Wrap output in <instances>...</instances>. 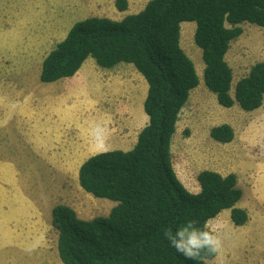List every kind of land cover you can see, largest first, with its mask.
I'll list each match as a JSON object with an SVG mask.
<instances>
[{"label": "trees", "instance_id": "1", "mask_svg": "<svg viewBox=\"0 0 264 264\" xmlns=\"http://www.w3.org/2000/svg\"><path fill=\"white\" fill-rule=\"evenodd\" d=\"M125 12L127 0H116ZM195 24L194 43L202 52L203 82L225 109L237 105L253 112L264 100V62L255 63L234 86L225 60L230 43L242 35L243 24L264 29V0H149L136 14L121 20L89 17L71 26L41 62L39 80L53 83L73 77L87 59L101 69L132 65L147 84L143 112L148 122L126 152L97 153L78 169L79 187L94 198L116 202L107 216L78 218L64 204L51 211L61 264H206L216 251L202 250L186 259L170 246L166 230L195 222L198 229L230 209L235 226L248 220L235 205L241 198L234 174L202 171L199 191L189 192L177 178L170 146L179 114L199 84L192 60L180 46V25ZM210 138L233 141L229 125L213 127Z\"/></svg>", "mask_w": 264, "mask_h": 264}, {"label": "rangeland", "instance_id": "2", "mask_svg": "<svg viewBox=\"0 0 264 264\" xmlns=\"http://www.w3.org/2000/svg\"><path fill=\"white\" fill-rule=\"evenodd\" d=\"M115 1L0 0V264H58L57 232L51 225V211L56 205L71 207L82 220L107 216L117 205L94 198L79 187V164L88 154L74 165L69 156L78 141H48L71 129H100L107 132L99 136L105 147L101 152L116 149L118 145L110 142L111 135L124 127L117 119L120 104L130 82L137 88L136 78L120 70L112 79L102 74L95 78L102 85L103 100L94 112L65 111L49 120L51 114L47 112L43 122L36 99L38 87L51 84L39 80L44 57L78 21L89 17L121 20L123 13L115 8ZM148 1L127 0V13H138ZM183 24L194 27L192 35L185 25H180V46L192 60L199 84L190 92L193 103L181 114L172 141L173 169L192 193L197 192V176L203 170L234 174L241 191L235 207L245 210L248 220L245 225L235 226L230 217L226 223L219 218L207 226L219 238L220 246L217 256L206 264H264V106L252 113L217 104L203 82L204 63L194 43L195 24ZM241 26L246 34L237 44L233 42L231 53L232 58L242 53L245 64L241 74L234 71V84L253 64L264 62V29ZM122 65L130 66L147 87L132 65ZM83 70L89 73L97 69L87 64ZM144 94L145 91L142 96L140 93L139 98ZM142 105H135L133 112L139 107L140 114L146 117ZM122 108L126 110L124 104ZM222 124L233 130L234 138L229 144H219L209 136L212 127ZM108 136L106 144L103 140ZM42 143L45 153L53 157L54 167L39 156L36 146ZM33 211L40 215L31 214Z\"/></svg>", "mask_w": 264, "mask_h": 264}, {"label": "crops", "instance_id": "3", "mask_svg": "<svg viewBox=\"0 0 264 264\" xmlns=\"http://www.w3.org/2000/svg\"><path fill=\"white\" fill-rule=\"evenodd\" d=\"M101 2H106V0H101ZM119 13L120 14L123 13L122 18H124L127 15H130V13H127V10L125 12H119ZM185 23H187V22H185ZM182 25H185L186 30H189L188 33L193 35L194 27H192L191 25L183 24V23H182ZM248 25H250V24H248ZM242 29H243V27H242ZM257 29L262 31V29L259 27H257ZM245 34H246L245 31L242 32V35L239 38H237L236 40H234V41H236V44L239 42V39H241L242 37L245 36ZM234 41H232L230 43V47H229V49L225 55V60L232 70L233 79H232L231 91H230L231 95L233 93V89H234V86L237 83V81H239L241 78L245 77L247 75L246 73H248L247 71L249 70L248 69L244 74L240 75L239 79H236L235 84L233 83L234 82V71L237 74H239V71H240V74H241V71L243 70V67L245 64L244 55L242 53L240 54V56H237V57L235 56V58H232L231 46H232ZM87 64L93 65L97 70L96 71L94 70L93 72L85 73V71L83 69L85 68V66ZM122 64H124V63H120V64L116 65L115 67H113L112 69L107 70V69H101V68L97 67L96 64H94V62H92L90 59H87L85 61V63L82 65V67L80 68V70L73 77L61 79V80H58V81L51 83V84H43L42 83L43 85H40L37 89L36 99H37V102L39 104V113L42 114V117H43V119H42L43 122L46 121L47 112H49V114H51V115H49L48 120L55 118L57 116V113L62 114L65 111L69 112V113L77 112V111H82L84 113H86L87 111H91V112L93 111L94 112L93 109L97 108L103 100L102 96L100 95L102 85H101V83L97 82L95 78H99L102 74V75H107V77L109 79H112V77H118L117 74L120 70V71H123L124 74L134 76L136 78L135 83H137V88H135V84H132V82H130L128 84L127 89H126V93H125L124 98H123V101L120 104V115H119V118H117L119 120V123H121L125 127V129H124V127L117 128L116 132H114L111 135L112 138H111L110 142L112 144H114L115 146L118 145L117 148L114 150H120L123 152L131 150L137 141V136H138L139 132L141 131V129L143 127H145V125L148 122L147 116L145 117L142 114H140L139 107L137 108L136 113L133 112V107L135 105H137L139 102H140V104H143V101L145 100L146 93H147V87L144 86V82H142L137 77V75L133 72V70H132V68H130V66H124ZM125 65H128V64H125ZM80 78H81V80H79ZM116 81L117 80L113 81L114 85H115ZM138 84H140V88L138 87ZM45 85H50V86H45ZM143 91H145V94L143 95L142 99H140L139 95L141 93V96H142ZM54 93H55V95L53 96V99H51V96ZM129 93H130V96H129ZM120 94H122V93H120ZM94 95H95V98H94ZM193 99H194V97L189 94L188 100L185 103L184 107L182 108V110L179 114L178 122L180 120L181 114L185 110L190 109V106L193 103ZM123 104L126 106V110H124L122 108ZM234 106H237V105H234ZM263 106H264V100H263L262 106L260 108H262ZM253 112H255V111H253ZM93 114L94 113H92V115ZM191 114H189V115H191ZM118 120L116 122H118ZM178 122H177V125H178ZM177 125H176V131H175V134L172 138V141L177 134ZM217 126H219V125H217ZM78 129L76 128V129L68 130L64 136L56 137V138L48 141L49 143H53L54 141H59L60 143H62V140H72V139L75 143H76V141H78V144L76 143V146L74 147L72 155L69 156V158L73 160L74 165H76V160L78 158H82L85 154H88V155L83 158L84 161L87 160L92 155H95L97 153H101V150L105 147H103L100 144L101 140H100L99 136H101L102 134L103 135L107 134V132H104V130H100V129L97 132H86V130L83 131L81 129H79V130ZM108 138H109V136L103 140L106 144L108 143ZM172 141H171V145H172ZM43 146H44V143L40 144L39 146H36L37 152L39 153V156L42 159L44 157L46 159L44 161H47L48 165H50V166L52 163L51 167H54L53 157L50 158V155L45 153ZM108 151H112V149L111 150L108 149ZM170 154H171V146H170ZM171 158H172V154H171ZM82 163L79 164V167ZM171 163H172V159H171ZM172 168H173V165H172ZM203 171H205V170H203ZM207 171H213V172H216V173H219L220 175H222L218 170H207ZM174 172H175V170H174ZM175 174H176V172H175ZM222 176H226V175H222ZM180 182L184 186V183L182 181H180ZM186 189L190 192V190L188 188H186ZM198 191H199V186L197 183V192ZM197 192H195V193H197ZM6 206H7V204L4 206V208ZM31 214L40 215L39 212L36 213L35 211H33ZM229 217H230V209L223 210L216 218L208 221V223L206 225L209 227L210 224L215 223L217 221V219H219V218L221 219V222L226 223V221L229 219ZM222 228H226V225H223ZM225 230L226 229H224L223 231H225ZM220 231H222V230H220ZM211 232H212V230H211ZM216 256H217V254H216ZM58 264H61V263L58 261Z\"/></svg>", "mask_w": 264, "mask_h": 264}, {"label": "clouds", "instance_id": "4", "mask_svg": "<svg viewBox=\"0 0 264 264\" xmlns=\"http://www.w3.org/2000/svg\"><path fill=\"white\" fill-rule=\"evenodd\" d=\"M166 236L170 246L186 259H196L205 249L215 252L220 246V240L216 235L211 231L196 228L194 221H189L186 226L178 228L175 234L170 229L166 230Z\"/></svg>", "mask_w": 264, "mask_h": 264}]
</instances>
